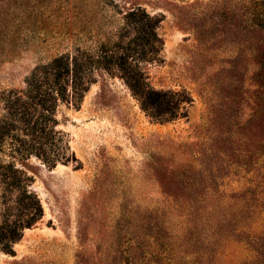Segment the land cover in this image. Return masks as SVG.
<instances>
[{
    "label": "rangeland",
    "instance_id": "obj_1",
    "mask_svg": "<svg viewBox=\"0 0 264 264\" xmlns=\"http://www.w3.org/2000/svg\"><path fill=\"white\" fill-rule=\"evenodd\" d=\"M133 6L161 44L132 62L179 114L154 118L109 75L63 105L78 161L29 159L44 216L0 264H264V0H0V118L36 66L128 42Z\"/></svg>",
    "mask_w": 264,
    "mask_h": 264
},
{
    "label": "trees",
    "instance_id": "obj_2",
    "mask_svg": "<svg viewBox=\"0 0 264 264\" xmlns=\"http://www.w3.org/2000/svg\"><path fill=\"white\" fill-rule=\"evenodd\" d=\"M132 37L104 41L95 51L77 48L36 66L19 90L3 93L4 114L0 118V251L14 253V243L24 230L44 216L38 194L32 189L27 167L35 156L46 167L77 160L65 132L58 128L63 105L80 107L91 85L101 75L125 81L141 106L157 119H173L176 103L171 93L158 91L146 81V73L135 59L154 58L160 50L157 28L161 19L133 6L124 14ZM176 102V103H175Z\"/></svg>",
    "mask_w": 264,
    "mask_h": 264
}]
</instances>
